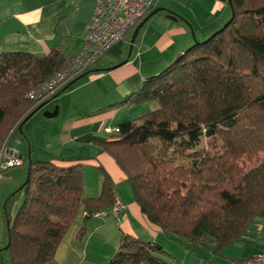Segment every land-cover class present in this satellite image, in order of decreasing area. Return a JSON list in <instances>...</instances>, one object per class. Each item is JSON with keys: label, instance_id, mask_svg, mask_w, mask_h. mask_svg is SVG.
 <instances>
[{"label": "trees", "instance_id": "1", "mask_svg": "<svg viewBox=\"0 0 264 264\" xmlns=\"http://www.w3.org/2000/svg\"><path fill=\"white\" fill-rule=\"evenodd\" d=\"M231 11L224 28L193 42L122 100H153L156 108L97 141L152 222L170 238L214 253L264 208V0H231ZM67 62L59 50L0 52V143L38 106L29 89ZM203 138L218 146L200 145ZM84 165L80 158L31 160L23 200L7 218L0 264H45L79 213L87 220L109 212L116 183L97 165L100 193L84 196ZM166 256L161 245L125 235L110 263L170 264Z\"/></svg>", "mask_w": 264, "mask_h": 264}, {"label": "crops", "instance_id": "2", "mask_svg": "<svg viewBox=\"0 0 264 264\" xmlns=\"http://www.w3.org/2000/svg\"><path fill=\"white\" fill-rule=\"evenodd\" d=\"M228 7L220 0H155L151 10H160L144 22L129 57L131 30L105 51L81 78L46 101L41 111H53L57 106V115L52 118L41 115L46 121L41 122L44 126L38 143L34 144L29 129L24 130L25 123L21 125L24 134L16 127L5 140L23 160L28 155L31 160L84 159L82 193L87 197L100 193L102 175L96 166L101 165L116 183L115 196L124 205L117 216L110 213L99 216L98 212L85 220L83 212L79 213L45 264H111L125 235L161 245L168 253L164 259L170 264H234L264 251V208L237 240L218 253L210 247H188L170 238L141 211L124 174L97 144L108 138L105 128L116 129L121 122L147 111L141 105L146 101L122 103V100L144 79L177 59L194 42L193 37L205 39L221 27L230 18ZM92 12L93 0H0V52L25 51L44 56L59 50L69 60L82 49L84 29ZM170 12L178 18H170ZM125 59L120 66L106 69ZM37 114L39 111L32 116ZM16 131L28 142V145L25 143L26 157L19 150L21 138L11 141ZM21 166L6 171L9 178L16 177L14 185L22 181L14 169ZM89 168H95L100 175L90 185L85 182L86 172H91ZM85 186L90 187L87 190ZM82 228L84 235L80 237Z\"/></svg>", "mask_w": 264, "mask_h": 264}, {"label": "built area", "instance_id": "3", "mask_svg": "<svg viewBox=\"0 0 264 264\" xmlns=\"http://www.w3.org/2000/svg\"><path fill=\"white\" fill-rule=\"evenodd\" d=\"M155 0H93V12L83 34V46L78 54L70 58L65 67L47 80L35 85L26 96L34 106L50 100L55 94L84 75L91 65L114 43L124 39L127 32L133 30L148 14ZM116 129L105 128L110 134ZM24 160L13 148L0 143V178L7 177L6 171L21 166ZM124 205L115 197L108 213L117 216ZM105 211L97 215L105 216ZM234 264H264V251L236 261Z\"/></svg>", "mask_w": 264, "mask_h": 264}, {"label": "rangeland", "instance_id": "4", "mask_svg": "<svg viewBox=\"0 0 264 264\" xmlns=\"http://www.w3.org/2000/svg\"><path fill=\"white\" fill-rule=\"evenodd\" d=\"M228 9H229L228 11H230L229 15H231L230 14L231 13L230 7H228ZM219 28H217V29H219ZM216 30H214L213 32H215ZM212 33H210L209 35H211ZM196 40L198 41L197 38H196ZM48 104L50 105L51 101ZM141 105H144V107H147V109H146L147 111L152 110V109L157 107V103L153 100L146 101L144 104H141ZM41 110L42 109L38 110L40 114L32 116L31 118H29L27 121L24 122L25 123L24 124V130L25 131H26V129L30 130L29 136L31 137V139H33L34 144L38 143L40 140V134L42 132V127L44 126V124L41 122L46 121L45 118H43V116H41V115H43V112ZM22 131H23V129H21V131H20L21 134H24L23 133L24 131L23 132ZM20 132L16 131L14 133L11 141H14V139L20 135L19 134ZM20 138H21V146H20L19 150H21L23 153V156L26 157L27 147H25L26 146L25 143L28 145V142L26 141V139L24 137H20ZM200 145L206 146L208 148H213V147L218 146V143L216 141H214L213 139L203 138ZM14 169L16 170V174H19V176L22 180L17 185L13 184V182L16 180V177L14 179L12 177L9 178L8 176L0 178V249L4 248V246H5V244H4V232L6 229L7 218L11 219L14 217L18 207L20 206V204L23 200V196H24V188H21V185L26 179L27 164L24 163L23 166L16 167ZM89 169H91V172H89V173L86 172V174H85V182H87L88 185H90L94 182L95 177L97 175L100 176L95 168H89ZM11 174L12 173L9 172V175H11ZM89 187L90 186H87V187L85 186L84 188L88 190ZM8 198H10V201H9V204L6 205V201ZM6 256H7V254H6ZM2 264H9V263L7 261H3Z\"/></svg>", "mask_w": 264, "mask_h": 264}, {"label": "water", "instance_id": "5", "mask_svg": "<svg viewBox=\"0 0 264 264\" xmlns=\"http://www.w3.org/2000/svg\"><path fill=\"white\" fill-rule=\"evenodd\" d=\"M220 1H225V0H220ZM226 2H227L228 6H229L230 9H231V0H226ZM159 10H160V8H156V9H153V10L149 11L148 14H147L143 19H141V21H140V22L134 27V29H133V31H132V35H131L130 41H129V49H128V52H127V57L130 56L131 49H132V46H133V43H134L135 37H136V35H137L139 29L141 28V26L144 24V22H145L150 16H152L153 14H155L156 12H158ZM164 10H165V9H164ZM169 17H170V18H173V19H177V18H178L177 15H175V14H173V13H171V12H170V14H169ZM231 18H232V11H231L230 18H229V19H228V20H227V21H226V22H225V23H224L219 29H217L215 32H217L218 30L224 28V27L227 25V23L230 21ZM215 32H213L212 34H214ZM191 33L193 34V31H192V30H191ZM193 39H194V42H195L196 39H195L194 37H193ZM125 61H126V59L123 60V61H121L120 63H118V64H114V65H112V66H110V67H108V68H106V69H112V68H115V67H117V66H120V65L123 64ZM82 76H83V75H82ZM82 76H80L79 78H81ZM79 78H78V79H79ZM74 82H75V81H74ZM74 82H72V83H74ZM72 83H70V85H71ZM68 86H69V85H68ZM68 86H66V87H68ZM66 87H65V88H66ZM45 104H46V102L41 103V104L38 105V106H37V107H36L31 113H29V115H27L26 118L23 119V121L17 126L18 129L21 130V125H22L26 120H28V119H29V118H30L35 112H37L39 109H41ZM43 115H44L45 117H47V118L55 117V116L57 115V106L53 109V111H44V112H43ZM27 159H28L27 166H29V164H30V162H31V159H30L29 155H28ZM26 182H27V178L25 179V181H24L23 184L21 185V188H23V187L25 186V183H26ZM6 226H7V227L9 226V220L6 221ZM8 245H9V240L7 241L6 245L4 246V249H7Z\"/></svg>", "mask_w": 264, "mask_h": 264}]
</instances>
